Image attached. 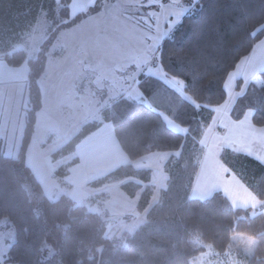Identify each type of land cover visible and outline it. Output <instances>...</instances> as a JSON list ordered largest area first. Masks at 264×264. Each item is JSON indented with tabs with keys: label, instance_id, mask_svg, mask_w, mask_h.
I'll return each mask as SVG.
<instances>
[{
	"label": "trees",
	"instance_id": "16d2710c",
	"mask_svg": "<svg viewBox=\"0 0 264 264\" xmlns=\"http://www.w3.org/2000/svg\"><path fill=\"white\" fill-rule=\"evenodd\" d=\"M71 0H0V55L12 67L27 59L24 49L15 47L26 39L42 13L51 22L30 68L27 110L21 147L17 158L3 153L0 139V219L11 222L15 238L7 253L14 264H192L204 251L196 239L224 253L236 234L255 238L253 252L245 264H264V208H235L222 192L207 199L191 197L201 154L199 140L209 126L213 107L226 99L225 82L239 62L264 38V0H201L187 18L162 40L158 62L168 76L180 79L182 98L161 79L140 74L138 87L152 106L125 96L102 112L111 123L116 140L130 161L154 152H178L164 165L168 173L160 200L147 212V220L122 239L107 236V222L67 195L51 201L40 197L42 187L27 165V149L42 109L39 80L46 70L48 53L62 30L78 25L102 10L104 0L71 15ZM202 27L203 31L197 34ZM162 62V63H161ZM238 80L237 89L241 88ZM187 129H171L160 111ZM253 110L252 121L264 126V71L249 82L232 110L241 120ZM102 126L100 121L84 124L79 132L52 154L53 160L73 153L77 145ZM230 168L260 200H264V163L246 154L225 150L221 154ZM120 165L107 178L133 177L148 184L140 195L139 212L145 211L155 189L151 170L131 163ZM76 163L73 161L72 164ZM70 164H68L69 166ZM64 167L57 170L65 176ZM39 196L38 212L27 189ZM122 188L135 196L142 184L131 181Z\"/></svg>",
	"mask_w": 264,
	"mask_h": 264
},
{
	"label": "rangeland",
	"instance_id": "374dc122",
	"mask_svg": "<svg viewBox=\"0 0 264 264\" xmlns=\"http://www.w3.org/2000/svg\"><path fill=\"white\" fill-rule=\"evenodd\" d=\"M140 2L104 0L101 13L60 33L39 80L43 106L38 111L26 158L27 165L41 184V198L44 196L55 201L61 195L69 196L77 204L100 215L107 222V236L116 239L131 235L147 220L148 210L160 200L167 185L168 173L164 165L171 155L177 156L178 152H154L128 161L137 168H148L152 172L150 184L155 189L148 208L143 212L138 211L137 205L148 184L133 177L123 180L107 178L111 170H107L106 161L104 164L102 159V152L108 149L107 144L103 146L89 139L70 157L53 160L52 154L75 136L84 124L100 121L103 125V110L121 96L153 107L143 98L138 87L140 74L161 79L182 98L193 102L184 92L183 82L168 76L161 67L159 50L146 52L126 42L123 26L147 15V10L137 12ZM89 6L74 10V15ZM50 25L46 13H42L23 43L15 47L27 53V59L20 67L8 65L0 55V139L4 155L11 158L18 157L29 108L28 61L37 57ZM262 71L264 38L228 76L226 99L214 108L212 122L204 128L199 140L201 154L192 198L203 200L215 192H222L235 208H264V200H260L221 159L223 151L231 150L264 163V126L253 123V110H247L241 120L232 116L237 99L245 93L251 79ZM238 80L242 82L239 90ZM160 114L171 129L187 133L186 128L166 113L160 111ZM73 161L76 163L72 164ZM61 166L65 176L57 173ZM131 181L142 184V189L135 196L128 195L122 188L123 184ZM27 189L34 207L41 212V199L30 185ZM0 237L4 241L0 251L2 264H14L7 261L8 250L15 238L14 228L7 218L0 219ZM196 243L204 247V251L194 258L192 264H245L247 256L253 252L255 238L236 234L224 253L199 239Z\"/></svg>",
	"mask_w": 264,
	"mask_h": 264
},
{
	"label": "snow or ice",
	"instance_id": "6c2138e0",
	"mask_svg": "<svg viewBox=\"0 0 264 264\" xmlns=\"http://www.w3.org/2000/svg\"><path fill=\"white\" fill-rule=\"evenodd\" d=\"M200 3L201 0H141L137 12L147 10V15H141L140 19L123 26L126 42L146 52L161 50V38L169 36L187 18L191 9L199 7ZM202 31L201 27L197 34Z\"/></svg>",
	"mask_w": 264,
	"mask_h": 264
},
{
	"label": "crops",
	"instance_id": "0c3cea01",
	"mask_svg": "<svg viewBox=\"0 0 264 264\" xmlns=\"http://www.w3.org/2000/svg\"><path fill=\"white\" fill-rule=\"evenodd\" d=\"M94 0H71V3H70V12H71V15L73 16L74 15V10H78V8H86L87 6H89ZM96 1V0H95ZM94 1V2H95ZM94 4V3H93ZM102 10L100 12H98L97 14H94L86 19H84L82 22H84L85 20L93 17V16H96L98 15L99 13H101ZM78 13V12H77ZM75 13V14H77ZM82 22H80L79 24H81ZM78 24V25H79ZM74 27V26H73ZM72 28V27H71ZM71 28H68V29H71ZM67 30V29H65ZM64 31V30H62ZM61 31V32H62ZM60 32V33H61ZM60 35V34H59ZM58 35V37H59ZM57 37V39H58ZM56 39V41H57ZM55 41V42H56ZM54 42V44H55ZM53 44V45H54ZM52 45V47H53ZM51 47V48H52ZM50 48V50H51ZM50 53V51H49ZM48 53V54H49ZM49 58V57H48ZM47 64H48V61H47ZM47 66V65H46ZM214 108H212V110L214 111ZM38 115V113H37ZM214 117V116H213ZM212 122V121H211ZM107 125V126H106ZM106 127V128H105ZM91 137V138H90ZM94 140V141H97V143H101L103 146L104 145H108V149L105 148V150L102 152V159L104 160V164H105V161H106V166H107V170L109 171V169L111 170L110 172H112L114 169H116L117 167H119L120 165H123V164H126L128 163V157L127 155L122 151V149L120 148L119 144H118V141L116 140V137L114 135V131H113V127H112V124L111 123H104L96 132L90 134L88 137H86L84 140H82L76 147L75 151L73 153H75L76 151H78L81 147L82 144H84L86 141L88 140ZM99 141V142H98ZM121 152V154H120ZM73 153L65 156V157H70L71 155H73ZM120 155V159H118ZM64 157V158H65ZM112 168V169H111ZM57 168H55L56 170ZM247 208H251V207H247ZM258 209V208H256ZM256 209H253V210H256ZM4 241H2V238L0 237V251L2 249V244H3ZM0 264H2V258H1V255H0Z\"/></svg>",
	"mask_w": 264,
	"mask_h": 264
},
{
	"label": "bare ground",
	"instance_id": "6f19581e",
	"mask_svg": "<svg viewBox=\"0 0 264 264\" xmlns=\"http://www.w3.org/2000/svg\"><path fill=\"white\" fill-rule=\"evenodd\" d=\"M99 144V143H98Z\"/></svg>",
	"mask_w": 264,
	"mask_h": 264
}]
</instances>
